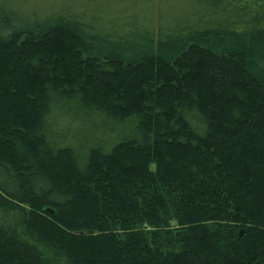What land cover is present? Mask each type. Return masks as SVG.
<instances>
[{"label":"trees","instance_id":"trees-1","mask_svg":"<svg viewBox=\"0 0 264 264\" xmlns=\"http://www.w3.org/2000/svg\"><path fill=\"white\" fill-rule=\"evenodd\" d=\"M124 1L0 0V264H264V0Z\"/></svg>","mask_w":264,"mask_h":264},{"label":"rangeland","instance_id":"rangeland-1","mask_svg":"<svg viewBox=\"0 0 264 264\" xmlns=\"http://www.w3.org/2000/svg\"><path fill=\"white\" fill-rule=\"evenodd\" d=\"M11 1H13V3L16 6V8L21 9L25 13H27V12L30 13V11L36 10V9H40V11H43V12L44 11L48 12L52 8H54L55 6H58L61 3H64V1H66V0H11ZM108 1H109V4L105 5V7H108V10L104 14L105 18L111 17L110 16V15H112L111 8L113 9V7H112L113 4H117L118 2H121V1H122V3L125 2L124 0H108ZM126 1H130V3L128 4L127 7L124 6L122 9L123 10L124 9H129L133 13H142L144 8L147 7V6L144 7V5H142L146 0H126ZM174 2L175 1H170L169 3L165 4L164 9H163L164 14H165L166 11H168L167 8H169L171 5H173V6L175 5ZM33 6L34 7L37 6V8H31ZM87 8L88 7H82L80 10H84V9H87ZM105 15H107V16H105ZM45 212H46V210H45Z\"/></svg>","mask_w":264,"mask_h":264},{"label":"water","instance_id":"water-1","mask_svg":"<svg viewBox=\"0 0 264 264\" xmlns=\"http://www.w3.org/2000/svg\"><path fill=\"white\" fill-rule=\"evenodd\" d=\"M46 213H48L50 215H53V211L51 209H49V208L46 209ZM186 235H187V233L185 231H183V232H176L175 238L177 240H181V239L185 238ZM240 235L242 236V232L240 233Z\"/></svg>","mask_w":264,"mask_h":264}]
</instances>
